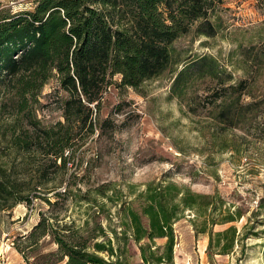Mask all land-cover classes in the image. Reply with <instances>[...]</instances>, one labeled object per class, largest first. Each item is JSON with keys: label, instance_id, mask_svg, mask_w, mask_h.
<instances>
[{"label": "rangeland", "instance_id": "obj_1", "mask_svg": "<svg viewBox=\"0 0 264 264\" xmlns=\"http://www.w3.org/2000/svg\"><path fill=\"white\" fill-rule=\"evenodd\" d=\"M209 1L208 20L217 34L213 38L190 34L174 47L188 56L213 55L225 70L222 75L231 76L230 84L247 82L242 102L264 100V64L251 62L254 55L264 53V0ZM34 3L0 0V11L14 14L30 10ZM248 56L244 64L242 59ZM172 76L166 71L137 90L114 83L106 87L99 108L93 107L94 133L85 132L67 167L57 174L41 154L24 156L13 149L11 126L17 114L11 108L0 113V171L11 188L6 199L0 197V264H28L18 249L24 248L23 236L41 214L54 225L59 223V229L72 221L82 227L87 220L95 241L111 238L117 250L114 232L121 237L124 230L123 208H136L137 195L147 184L162 179L195 193L218 196L227 207L244 211L238 223H233L239 235L233 252L212 257L205 251L208 235L195 234L191 222L195 216L186 211L174 224L173 264H264V117L248 131L221 129L212 120L211 105L204 108L209 102L205 98L229 84L200 83L185 103L170 97ZM49 81L33 107L42 127L63 121L62 102L67 98L56 76ZM114 82L119 83L120 77H114ZM8 98L1 92L0 105L9 103ZM194 108H199L196 113L191 111ZM49 188L55 191L47 192ZM55 192L62 196L56 199ZM35 194L39 198H33ZM18 196L31 202L14 204ZM45 198L58 203L49 206ZM99 224L107 232L105 237L95 230ZM229 225L212 229L218 232ZM165 241L156 239L155 244L162 246ZM123 246L120 239L128 264H141L133 240ZM43 247L47 251L56 248L50 238ZM100 255L107 262L115 259L106 252Z\"/></svg>", "mask_w": 264, "mask_h": 264}, {"label": "trees", "instance_id": "obj_2", "mask_svg": "<svg viewBox=\"0 0 264 264\" xmlns=\"http://www.w3.org/2000/svg\"><path fill=\"white\" fill-rule=\"evenodd\" d=\"M211 4L209 0H35L30 10L0 11V93L9 96V103L0 105V113L11 108L17 114L11 126L13 149L24 156L41 154L57 174L67 167L85 132L94 133L93 107L99 108L106 87L114 83L137 90L166 71L173 74L170 97L185 103L200 83L229 84L205 98L209 102L204 108L211 105L212 120L221 129L250 130L264 117V100L242 102L247 82L230 84L231 76L222 75L225 70L213 55L188 56L174 47L190 34L207 38L217 34L208 20ZM249 60L248 56L242 62ZM252 61L264 64V53L254 55ZM54 76L67 94L62 102L63 121L42 127L33 107ZM116 76L119 83L114 82ZM194 109L196 113L199 108ZM3 177L0 171V197L6 199L11 188ZM54 191L49 188L47 192ZM136 199V208H123L121 237L114 232L118 252L111 238L95 241L87 220L82 227L72 221L59 229V223L54 225L43 214L23 236L24 248L18 250L28 264H128L120 248L122 239L123 248L129 240L138 246L141 264H173L174 224L186 211L195 216L191 220L195 234L208 235L205 251L209 257L230 254L238 243L233 223H238L244 211L227 207L218 196L195 193L162 179L147 184ZM15 200L14 204L31 202L22 196ZM45 202L49 206L58 203L48 198ZM218 224L231 225L214 232L212 226ZM95 230L103 237L107 234L100 224ZM47 238L55 250L43 247ZM161 238L166 241L157 246L155 240ZM29 252L35 254L29 256ZM101 252L111 259L114 256V261L107 262Z\"/></svg>", "mask_w": 264, "mask_h": 264}]
</instances>
